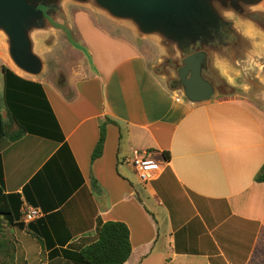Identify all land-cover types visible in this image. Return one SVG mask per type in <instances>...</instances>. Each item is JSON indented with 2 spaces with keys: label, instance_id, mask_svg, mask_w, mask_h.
Here are the masks:
<instances>
[{
  "label": "crops",
  "instance_id": "1",
  "mask_svg": "<svg viewBox=\"0 0 264 264\" xmlns=\"http://www.w3.org/2000/svg\"><path fill=\"white\" fill-rule=\"evenodd\" d=\"M91 13L65 8L32 33L37 76L13 64L0 33V116L8 135L19 127L11 112L36 130L0 140L4 193L19 196L21 217L39 212L7 229L15 263L74 264L98 222L112 221L129 230L124 264H264V111L227 99L190 103L150 71L146 37ZM64 41L80 64L55 84L50 60L58 63ZM2 67L40 89L6 85ZM135 152L160 164L157 178L138 180L125 163Z\"/></svg>",
  "mask_w": 264,
  "mask_h": 264
},
{
  "label": "water",
  "instance_id": "2",
  "mask_svg": "<svg viewBox=\"0 0 264 264\" xmlns=\"http://www.w3.org/2000/svg\"><path fill=\"white\" fill-rule=\"evenodd\" d=\"M263 1L0 0V33L6 37L13 64L25 74L37 76L43 64L33 53L32 33L52 27L50 21L64 12L65 2L88 5L130 25L139 36L155 39L164 51L173 46L184 55L178 70L182 93L187 101L196 104L210 100L213 94L212 86L202 77L208 61L205 46L221 43L222 31L232 24L229 20ZM197 44L198 51L192 52L190 48Z\"/></svg>",
  "mask_w": 264,
  "mask_h": 264
},
{
  "label": "rangeland",
  "instance_id": "3",
  "mask_svg": "<svg viewBox=\"0 0 264 264\" xmlns=\"http://www.w3.org/2000/svg\"><path fill=\"white\" fill-rule=\"evenodd\" d=\"M64 8L72 11L88 10L92 12L93 18L100 20V23L104 25L122 26L124 24L88 5L65 2ZM237 16L229 20L232 23L229 29L222 31L221 43L214 42L205 46L208 61L205 64L204 75L214 87L213 99L247 102L264 111V1L257 7L246 8L241 16ZM141 40H146L144 43L153 49L149 52V56L153 54L148 65L150 71L162 78L167 88L178 89L179 94L183 96L178 85V69L182 65L181 60L184 55H180L173 46L168 48V51H164L153 38L146 37ZM68 48V44L64 41V46L58 54V63L50 60L49 67L55 70V84L67 80L72 67L80 64L78 56L73 55ZM190 49L196 52L199 45ZM219 62L222 64L219 65L220 67L215 64ZM225 74L235 80L236 86L228 84ZM174 83L178 88L172 87ZM59 87L64 89V85ZM35 103L38 104L37 99ZM103 124L106 132L107 123ZM130 176L133 177V174L131 173Z\"/></svg>",
  "mask_w": 264,
  "mask_h": 264
},
{
  "label": "trees",
  "instance_id": "4",
  "mask_svg": "<svg viewBox=\"0 0 264 264\" xmlns=\"http://www.w3.org/2000/svg\"><path fill=\"white\" fill-rule=\"evenodd\" d=\"M5 76L6 85L13 84V80L19 82L26 88L29 86L38 90L40 86L35 83L27 82L18 78L8 68L2 67ZM13 123H18V131L8 135L7 127L2 117L0 116V140L7 137L9 140H18L26 132L36 133V130L31 126H24L15 113L8 114ZM104 124L100 125V135L97 144L92 152L91 161L99 158L102 153V148L105 139ZM53 127V125H52ZM164 157L167 158L166 154ZM258 182H264V169L257 177ZM94 186L92 182V187ZM20 206L21 201L17 194L6 195L2 188L0 179V264H16L15 263V242L8 234V228L23 229L24 225L20 222ZM131 252L129 241V230L127 226L121 222H98L96 229V238L89 244L82 247L76 253V262L74 264H124Z\"/></svg>",
  "mask_w": 264,
  "mask_h": 264
},
{
  "label": "built area",
  "instance_id": "5",
  "mask_svg": "<svg viewBox=\"0 0 264 264\" xmlns=\"http://www.w3.org/2000/svg\"><path fill=\"white\" fill-rule=\"evenodd\" d=\"M125 163L131 166L136 177L142 183L154 180L161 173L160 164L147 152H135L132 159L126 160ZM38 216V210L28 208L22 211L21 221L23 223H29L38 218Z\"/></svg>",
  "mask_w": 264,
  "mask_h": 264
},
{
  "label": "flooded vegetation",
  "instance_id": "6",
  "mask_svg": "<svg viewBox=\"0 0 264 264\" xmlns=\"http://www.w3.org/2000/svg\"><path fill=\"white\" fill-rule=\"evenodd\" d=\"M207 62V61H206ZM206 62H205V64H206ZM205 64H204V66H203V69H202V77L212 86V88H213V94H214V87H213V85L206 79V77H205V75H204V72H205ZM179 70V69H178ZM178 81H179V83H178V85L180 86V89L181 90H183V86H182V82H181V79H180V77H179V75H178ZM172 87H175V88H178L177 87V85L174 83L173 84V86ZM213 94H212V96H211V98L210 99H212L213 98Z\"/></svg>",
  "mask_w": 264,
  "mask_h": 264
},
{
  "label": "clouds",
  "instance_id": "7",
  "mask_svg": "<svg viewBox=\"0 0 264 264\" xmlns=\"http://www.w3.org/2000/svg\"><path fill=\"white\" fill-rule=\"evenodd\" d=\"M237 75H239V73H237ZM225 76H226L228 84L236 86V82L231 76H228L227 74H225ZM240 86L241 87H246L245 85H240Z\"/></svg>",
  "mask_w": 264,
  "mask_h": 264
}]
</instances>
